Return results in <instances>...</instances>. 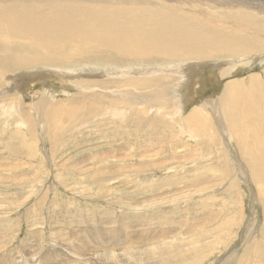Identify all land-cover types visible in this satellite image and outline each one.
<instances>
[{
	"label": "rangeland",
	"instance_id": "rangeland-1",
	"mask_svg": "<svg viewBox=\"0 0 264 264\" xmlns=\"http://www.w3.org/2000/svg\"><path fill=\"white\" fill-rule=\"evenodd\" d=\"M78 1L170 6L188 25L187 14L215 11L202 0ZM263 53L237 66L226 57L241 54L167 60L104 49L26 63L69 67L12 72L18 101L0 106V264H264V180L251 167L264 179V130L240 137L228 119L234 100L241 111L258 94L264 102ZM224 69L232 75L218 78ZM147 71L159 81L136 87ZM234 83L242 87L226 99ZM40 102L47 113L72 110L50 122ZM256 148L262 159H249Z\"/></svg>",
	"mask_w": 264,
	"mask_h": 264
},
{
	"label": "bare ground",
	"instance_id": "bare-ground-1",
	"mask_svg": "<svg viewBox=\"0 0 264 264\" xmlns=\"http://www.w3.org/2000/svg\"><path fill=\"white\" fill-rule=\"evenodd\" d=\"M163 1L167 3L177 0ZM202 1L206 5L207 2H210L212 5L209 6L215 9V11L210 12L211 8L207 7V10L201 9V11L206 12H204L205 15L198 16L197 12L196 14H187L194 21L188 25L185 24L183 15L174 13L173 9H170V6L141 7L130 4V6H109L112 5L109 3L91 5L79 2L78 0H0V60L2 58L6 59L1 62L5 66H0V68H3V71H0V89H2L0 92V106L4 107V102H6V106L13 107L18 101L17 97L11 94L15 84L11 82L14 81V77L11 76L12 72L30 70L37 66L48 69H54L53 67H69L64 65H35L30 67L26 64L41 62L57 54L60 56L58 59L63 60L68 59L74 53L104 49L130 56L134 54L148 56L151 54L157 58L165 57L167 60H201L223 54H241L242 58L235 56L226 58L234 60L230 63L237 66L243 64V62L247 65L257 62V56L249 59L247 57L251 54L264 51V0H259V3H254V0H247L246 2L244 0ZM189 9L188 12L191 11ZM38 10L46 11V13L35 17ZM213 13L221 14L214 16ZM210 25L218 26V28ZM30 40L35 42V47L30 45ZM258 57L259 62H264V53ZM182 64L184 65V63ZM219 67L221 66L219 65ZM232 69H236V67L234 66ZM60 70L55 71L54 75L57 76V74L63 71V69ZM154 72L156 71H147L144 78L141 77V80H134L139 81L135 86L147 84L141 81H159V79H152L153 75L157 74ZM231 72V70H221L218 72V78L228 76ZM48 75L54 77L52 73ZM132 75L135 74L133 73ZM28 77L31 76L28 75ZM60 78L67 80L64 75H61ZM248 80L250 82L261 81L257 77ZM239 84L226 85L224 97L226 99L228 97L231 98L232 95L236 94L235 91L239 92L242 87ZM257 91L253 92L257 94ZM252 94L253 96L255 95L254 93ZM258 96L259 98L254 96L253 99L248 97L250 100L246 101V111L239 109L237 106L238 100L232 101L233 103L225 100V104L229 105L232 103L233 105V110L229 113L228 119L231 120L234 131H237L238 128L240 129V137L242 135L241 132H244L246 127H248L249 132L264 130V102L260 99L259 94ZM140 99L142 100L141 97ZM45 103L40 102L37 112L48 117L50 122L58 114L72 110L67 105L65 106L66 109L55 106L51 107L50 112L47 113L45 112L48 110L44 106ZM0 110L2 109L0 108ZM28 117V114H26L25 118L27 121ZM262 141H264L263 137L259 141V147H263L264 142ZM261 150L263 148L258 149L255 155H250L249 159L254 158V156H256V159H262ZM251 167L254 178L256 177L257 180L263 181L264 179L261 178L263 176L261 172L263 171H260V167L253 163Z\"/></svg>",
	"mask_w": 264,
	"mask_h": 264
}]
</instances>
